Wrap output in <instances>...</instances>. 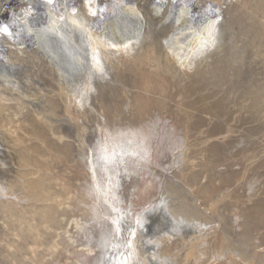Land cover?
<instances>
[{"label":"rangeland","instance_id":"rangeland-1","mask_svg":"<svg viewBox=\"0 0 264 264\" xmlns=\"http://www.w3.org/2000/svg\"><path fill=\"white\" fill-rule=\"evenodd\" d=\"M229 1L223 52L193 81L180 84L152 47L123 63L73 122L59 75L40 54L24 79L8 75L19 78V89L0 82V264H98L104 237L115 229L109 211L118 199L109 184L118 169L124 210L136 216L164 197L180 225L187 219L213 228L197 264H264V0ZM140 8L148 14L150 0ZM196 88L200 112L187 103ZM25 96L37 100L31 115L20 106ZM187 113L195 119L186 130ZM47 117L59 120L55 130ZM137 140L148 143L150 157L130 159L126 171L110 164L107 173L106 155L136 149ZM173 241L161 245L156 264L159 257L194 264Z\"/></svg>","mask_w":264,"mask_h":264},{"label":"bare ground","instance_id":"bare-ground-1","mask_svg":"<svg viewBox=\"0 0 264 264\" xmlns=\"http://www.w3.org/2000/svg\"><path fill=\"white\" fill-rule=\"evenodd\" d=\"M137 1L138 4L129 7L126 0H56L53 6L41 0H30L34 6L18 11L15 10L16 0H3L12 11L0 3V23L9 24L14 33L12 41L0 39L1 84L8 90L19 89V78H9L8 75L24 79L28 70L34 69L40 54L59 75V96L65 100L67 115L73 122L75 110L78 107L84 109L86 102H92L102 90H107L114 81V73L120 72L123 63L140 60L152 47V54L155 53L160 62L180 79V84L184 79L193 81L202 67L223 52V19L230 1L150 0L148 14L140 8L147 0ZM26 48L36 51L37 55L27 54ZM67 80L79 84V88L69 89L65 83ZM193 92L187 103L193 111L200 112L203 106L202 99L198 98L202 94L197 88ZM30 96H25L28 101L20 103L29 115L38 106L37 100H31ZM2 97L0 94V114L5 108L2 104L5 97ZM194 119L192 114L185 115L183 125L186 130L187 124ZM45 120L54 121L53 130L59 125L58 119L47 117ZM134 134L140 139V130ZM137 142L139 147L136 149L121 148L106 155L105 171L109 173L108 165L114 166L117 162L126 171V162L132 158L147 160L150 146L144 141ZM123 174L124 171L118 169L116 184H109L118 199H111L109 211L116 224L115 229L109 230L104 237L98 264H156L153 258L159 256L158 250L168 239L174 240L177 247L181 246L183 253L197 264L207 249L205 232L209 225L205 222L190 224L187 219L180 225L171 215L170 204L164 197L134 216L132 209L122 207L119 188L123 187ZM185 215L193 217L189 210ZM122 236L125 237L122 243L115 242ZM224 255L227 254L221 256ZM157 262L163 264L160 257Z\"/></svg>","mask_w":264,"mask_h":264},{"label":"built area","instance_id":"built-area-1","mask_svg":"<svg viewBox=\"0 0 264 264\" xmlns=\"http://www.w3.org/2000/svg\"><path fill=\"white\" fill-rule=\"evenodd\" d=\"M18 0H16V3H17ZM37 1H40V0H37ZM43 2H45V4L47 5H50V6H53L56 4V0H41ZM19 3H15L16 7H15V10H18L19 9H25V8H30L31 6H34L35 3H32L30 2V0H19L18 1ZM4 2H2L1 4H3ZM31 3V4H30ZM4 5V8L6 10L10 9V5L8 4H3ZM11 10V9H10ZM12 11V10H11ZM72 11V9H71ZM13 28L7 24V23H0V39H2L3 41L6 40V41H12V37H13Z\"/></svg>","mask_w":264,"mask_h":264}]
</instances>
